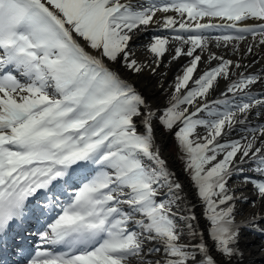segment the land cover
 Returning <instances> with one entry per match:
<instances>
[{"label": "snow or ice", "instance_id": "snow-or-ice-1", "mask_svg": "<svg viewBox=\"0 0 264 264\" xmlns=\"http://www.w3.org/2000/svg\"><path fill=\"white\" fill-rule=\"evenodd\" d=\"M150 25L175 35L151 38L145 63L131 42ZM218 29L217 47L248 36L264 45V0H0V264L10 234L37 212L49 219L41 242L63 250L37 247L14 264H240L244 233L264 236V124L242 141L221 138L250 115L264 121V99L251 92L264 76L240 74L222 93L235 100L209 101L241 67L211 54L217 65L194 78L196 50ZM171 41L180 44L170 52ZM166 53L191 59L158 110L120 68L154 75ZM157 125L177 140L207 235L182 229L173 212L183 186L160 155ZM237 174L252 197L229 186ZM242 202L254 210L241 214Z\"/></svg>", "mask_w": 264, "mask_h": 264}, {"label": "bare ground", "instance_id": "bare-ground-1", "mask_svg": "<svg viewBox=\"0 0 264 264\" xmlns=\"http://www.w3.org/2000/svg\"><path fill=\"white\" fill-rule=\"evenodd\" d=\"M140 2H145V0H140ZM152 2H156V0H147V3ZM162 15L164 14L157 13V17H160ZM167 15L176 16L177 14L174 12H170ZM223 34H225L224 30L219 29L205 33V35H208L211 39L206 49H204L203 51H201V49L196 50L197 53L201 55V61L198 65L197 72L194 74V78L202 74L203 71L217 65L218 61L212 60L210 58L211 54L222 56L224 59L233 60L234 62L239 63L241 67H233L231 69L232 76L230 80H218V86L209 94V101L225 98L235 100L236 98L233 97L231 93H227L226 96L222 95V93L227 92V87L230 85L231 81L237 79L240 74H254L258 76H264V45H258L257 42L252 40L251 36H248V39L243 42H234V44L238 47H234V44H229L227 47H217L214 37ZM174 35L175 33L171 32L168 29H164L160 25H150L147 31L139 33L133 39V41L131 42V47L136 53V58L138 60L148 63L152 60V54L148 52L145 47V45L148 44L149 40L155 36L172 37ZM179 44V41H171L168 45L170 52L176 46H179ZM249 44H252L253 46L252 53L247 52V47L249 46ZM184 47L186 49L188 46L185 45ZM190 59L191 58L187 56H180L178 59L173 60L172 56L169 53H166L159 63V66L156 68V72L154 75H149V72L145 71L142 75L137 76L136 74L127 71L122 67L120 68V72L126 79L136 83L138 86H141L142 90L150 98L153 107L159 110L166 105L169 97L173 93L175 77L179 74H182L183 68L189 63ZM146 81L150 86L145 89L143 88V85ZM157 82H159V84ZM191 86L192 84L190 82V87ZM251 92L253 96L264 99V84L257 83L253 85L251 88ZM221 110H223L222 106ZM261 124H264V121L260 119L259 114L250 115L246 123L236 125V127L232 131H230L227 136L221 138V142L223 143L233 140L242 141L243 137L249 135L250 129H252L253 127H259ZM198 132L202 135L207 134L206 130L202 127L198 128ZM170 136L171 133L166 132L159 125L156 126L155 137L160 147V155L166 161L169 171L173 174L172 179L178 181L183 186V191L180 194L181 199L173 206V212H175L177 217L179 218L180 226L182 229H184V225L186 223H192L197 231L204 232L205 235H207L206 229L209 225L206 217L202 215L204 213L203 210L198 207L199 198L197 196V189L188 177L187 172L178 164V157L175 153L176 151L173 152L168 149ZM241 179L242 178L239 174L233 176V178L228 182L229 186L235 190V195L238 197L241 195L252 197V185H242ZM162 192L167 193V189L164 188ZM161 199H167V196L162 195ZM258 207V205L255 206L256 209H258ZM237 208L243 215H247L250 211L254 210L246 202L238 203ZM192 215H195L197 217L196 221L187 219ZM239 218L240 217L238 216V219ZM48 222L49 221H47L41 227L40 231H36L38 232L39 236L40 232L45 230L46 224ZM30 231L33 232L35 230L33 228ZM188 233L189 232L187 230H184V235L185 237H187L188 243H194V239L191 238ZM36 241L37 246H35V249L37 247H51L53 249V246L42 243L40 238ZM38 244H41V246H38ZM240 248L244 253L240 264H264V236L246 232L241 238ZM53 250L59 251L63 249L61 248Z\"/></svg>", "mask_w": 264, "mask_h": 264}, {"label": "rangeland", "instance_id": "rangeland-1", "mask_svg": "<svg viewBox=\"0 0 264 264\" xmlns=\"http://www.w3.org/2000/svg\"><path fill=\"white\" fill-rule=\"evenodd\" d=\"M163 109V108H161ZM175 131V129L173 130V132ZM168 149H170L171 151H176L175 153L177 154L178 157V164L181 166V168H183L186 172L188 177L190 178V174L189 172L186 170V161L184 158H182V153L181 150L179 149V147L177 146V140L175 138V136L171 133L170 136V141L168 143ZM191 180V179H190ZM192 181V180H191ZM196 188V187H195ZM198 196V195H197ZM199 198V196H198ZM198 207H200L201 210H203V212H206V207L203 204L202 200L199 198V203H198ZM196 229V228H195ZM197 230V229H196ZM188 235L192 238L191 233H188Z\"/></svg>", "mask_w": 264, "mask_h": 264}]
</instances>
